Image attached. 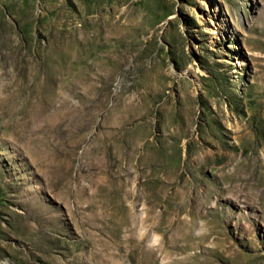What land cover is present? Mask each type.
Instances as JSON below:
<instances>
[{
	"label": "rangeland",
	"instance_id": "374dc122",
	"mask_svg": "<svg viewBox=\"0 0 264 264\" xmlns=\"http://www.w3.org/2000/svg\"><path fill=\"white\" fill-rule=\"evenodd\" d=\"M0 264H264V0H0Z\"/></svg>",
	"mask_w": 264,
	"mask_h": 264
}]
</instances>
